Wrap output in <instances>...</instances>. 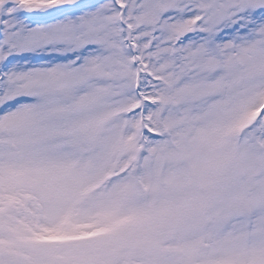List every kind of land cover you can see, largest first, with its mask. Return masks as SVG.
<instances>
[{
	"label": "snow or ice",
	"instance_id": "1",
	"mask_svg": "<svg viewBox=\"0 0 264 264\" xmlns=\"http://www.w3.org/2000/svg\"><path fill=\"white\" fill-rule=\"evenodd\" d=\"M0 264H264V0H0Z\"/></svg>",
	"mask_w": 264,
	"mask_h": 264
}]
</instances>
